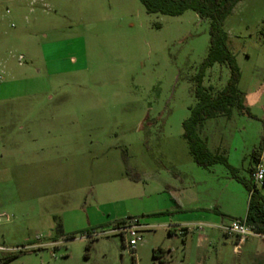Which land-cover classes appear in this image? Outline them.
Wrapping results in <instances>:
<instances>
[{
  "label": "rangeland",
  "instance_id": "obj_1",
  "mask_svg": "<svg viewBox=\"0 0 264 264\" xmlns=\"http://www.w3.org/2000/svg\"><path fill=\"white\" fill-rule=\"evenodd\" d=\"M208 29L139 0H0V241L23 248L8 264H264V239L234 253L206 223L244 219L248 192L183 138ZM223 29L245 111L200 135L248 181L262 142L264 165V0H240ZM229 77L215 64L202 85ZM133 219L145 228L130 254L117 224Z\"/></svg>",
  "mask_w": 264,
  "mask_h": 264
},
{
  "label": "trees",
  "instance_id": "obj_2",
  "mask_svg": "<svg viewBox=\"0 0 264 264\" xmlns=\"http://www.w3.org/2000/svg\"><path fill=\"white\" fill-rule=\"evenodd\" d=\"M148 14H162L177 17L186 11L194 12L200 20L209 22V49L198 73L193 78L195 83L194 97L196 104L190 108L189 117L183 122V138L188 144L189 154L193 162L200 167L208 168L215 164H223L230 171L234 180L240 183L248 192V204L244 217L247 227L256 234L264 236V195L253 185L250 169V180H244L238 175V170L231 167L226 157L212 153L207 142L200 135L203 124L219 117L230 119L233 110L243 114L245 107L238 84L241 78L236 57L228 45V35L223 29L224 21L231 15L240 0H139ZM215 64L225 65L230 71V77L220 91L212 92L202 85L205 72ZM263 152V142L252 151L254 163L260 161ZM123 222H119L117 225ZM56 232L62 234L61 224L57 222ZM170 233V231L168 232ZM89 249V246H87ZM159 249L152 252V258L159 260ZM17 257L11 254L0 260V264H8Z\"/></svg>",
  "mask_w": 264,
  "mask_h": 264
},
{
  "label": "built area",
  "instance_id": "obj_3",
  "mask_svg": "<svg viewBox=\"0 0 264 264\" xmlns=\"http://www.w3.org/2000/svg\"><path fill=\"white\" fill-rule=\"evenodd\" d=\"M19 61H21V57L19 58ZM262 156L259 162H257L253 167V172L251 174V180L253 182V185L255 187H258V185L263 186L264 185V165L262 164ZM6 220H8V217L6 216ZM0 221H2L0 219ZM121 226H118L119 232L124 235V238H126L127 243V249L130 252V254H134L137 246L142 243V236L141 231L144 230L145 226H142L139 224V222L136 219L130 220L127 223H121L119 224ZM198 229V228H197ZM222 234L226 237H233L238 240V243L234 246L233 252L238 253V250L240 249V246L248 239V238H260L264 239L263 235L256 234L253 231H251L247 225L245 224L243 219H234L229 224L223 225L219 227ZM23 250L22 247L17 248H10L2 241H0V260L6 256H9L11 254H14V252H21Z\"/></svg>",
  "mask_w": 264,
  "mask_h": 264
},
{
  "label": "crops",
  "instance_id": "obj_4",
  "mask_svg": "<svg viewBox=\"0 0 264 264\" xmlns=\"http://www.w3.org/2000/svg\"><path fill=\"white\" fill-rule=\"evenodd\" d=\"M262 159H263V153H262ZM211 222H206L208 223L210 226L211 225H217L216 227L215 226H212L211 228H216L218 230L219 227L223 226V224H219L218 222H215V220H210ZM188 231H184V234L187 233ZM158 256H159V259L161 260V262H163V260H165V257H170V250H167V253L164 252L163 249H159V253H158Z\"/></svg>",
  "mask_w": 264,
  "mask_h": 264
}]
</instances>
